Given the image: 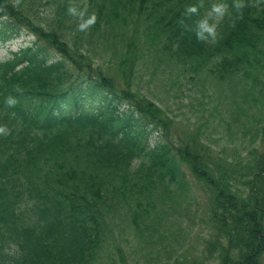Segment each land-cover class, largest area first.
I'll use <instances>...</instances> for the list:
<instances>
[{
    "label": "trees",
    "instance_id": "16d2710c",
    "mask_svg": "<svg viewBox=\"0 0 264 264\" xmlns=\"http://www.w3.org/2000/svg\"><path fill=\"white\" fill-rule=\"evenodd\" d=\"M9 30L0 264H264V0H0Z\"/></svg>",
    "mask_w": 264,
    "mask_h": 264
},
{
    "label": "rangeland",
    "instance_id": "374dc122",
    "mask_svg": "<svg viewBox=\"0 0 264 264\" xmlns=\"http://www.w3.org/2000/svg\"><path fill=\"white\" fill-rule=\"evenodd\" d=\"M8 29V28H7ZM10 30L6 32V35L4 36H8L10 35ZM3 35L0 36V62L1 61H6L7 58L11 57L13 55V53L18 52V50H20L22 47H26L29 44L32 45L31 43L34 40V37L32 35L27 34L25 31L20 32L17 36H13L12 32H11V36L10 38H6V41H2L1 37ZM145 88V91H149L151 93V97H153V95H156L157 98L156 100L159 101V98L163 100H165V97L163 96V94H165L162 90V88H160V86L158 85L157 81H151L150 80V76L149 73H146L145 75H143L142 78V85L141 87ZM187 94V93H185ZM186 95H182V98H178L176 99V102H172L169 105L167 104V106L164 108L166 109V112H168V115L170 117H184V115H182L184 112H187V109L182 105V103H186L187 99L185 97ZM153 99V98H152ZM182 99V100H181ZM102 99L101 97L98 96V98H93L88 99L86 103H84V105H86V107H97L98 105H100L102 103ZM166 101V100H165ZM164 101V102H165ZM182 101V102H181ZM182 131L176 130V134H181ZM158 138V133L155 132L153 133L150 137H149V143L154 144V142L156 141V139ZM232 149V147H231ZM229 153H231V151L227 150ZM200 216H202L200 214ZM200 216H192V221H190L188 223L189 228H192L193 232L190 234V236L188 238L191 237V240L189 239L188 243H187V250L189 251L188 254H194V253H199V251L202 249V246L204 245V239L206 238V224L205 222L202 221V219H200ZM203 217V216H202ZM147 253V250L144 251V254ZM176 258V257H175ZM141 264H144V262L146 261V259H148L147 257H140ZM155 260L150 261V263L153 264Z\"/></svg>",
    "mask_w": 264,
    "mask_h": 264
}]
</instances>
